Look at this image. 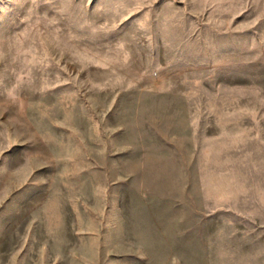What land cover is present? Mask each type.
<instances>
[{
    "label": "rangeland",
    "instance_id": "1",
    "mask_svg": "<svg viewBox=\"0 0 264 264\" xmlns=\"http://www.w3.org/2000/svg\"><path fill=\"white\" fill-rule=\"evenodd\" d=\"M0 264H264V0H0Z\"/></svg>",
    "mask_w": 264,
    "mask_h": 264
}]
</instances>
